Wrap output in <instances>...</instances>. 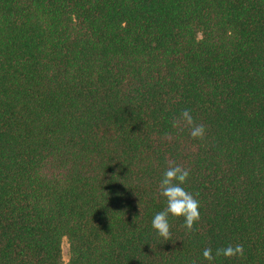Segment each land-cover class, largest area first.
Masks as SVG:
<instances>
[{"label":"trees","instance_id":"trees-1","mask_svg":"<svg viewBox=\"0 0 264 264\" xmlns=\"http://www.w3.org/2000/svg\"><path fill=\"white\" fill-rule=\"evenodd\" d=\"M0 264H264V0H0Z\"/></svg>","mask_w":264,"mask_h":264},{"label":"clouds","instance_id":"clouds-1","mask_svg":"<svg viewBox=\"0 0 264 264\" xmlns=\"http://www.w3.org/2000/svg\"><path fill=\"white\" fill-rule=\"evenodd\" d=\"M181 116L191 126L190 136L193 139H202L205 132L204 126L194 125L193 118L188 110L182 111ZM188 177L189 172L187 169L182 168L180 165H173L164 171L160 180V195L166 200V208L152 217L151 227L158 236L164 239H168L170 236L169 216L183 217L184 227L189 231L192 230L194 223L199 220L200 203L183 187ZM240 252H242L240 245L233 247L229 244L226 247L217 248L215 255L232 257ZM202 255L206 260H211L212 250L205 248Z\"/></svg>","mask_w":264,"mask_h":264},{"label":"rangeland","instance_id":"rangeland-1","mask_svg":"<svg viewBox=\"0 0 264 264\" xmlns=\"http://www.w3.org/2000/svg\"><path fill=\"white\" fill-rule=\"evenodd\" d=\"M69 259H70L69 242L66 238H64L62 242V260L64 263H67Z\"/></svg>","mask_w":264,"mask_h":264}]
</instances>
